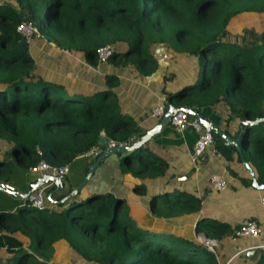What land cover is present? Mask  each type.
<instances>
[{"label":"trees","instance_id":"16d2710c","mask_svg":"<svg viewBox=\"0 0 264 264\" xmlns=\"http://www.w3.org/2000/svg\"><path fill=\"white\" fill-rule=\"evenodd\" d=\"M245 13L264 14V0H0V140L11 145L7 157L12 160L0 163V181L8 182L15 165L25 175L40 162L68 166L98 148L102 136L114 145H130L140 135L139 126L122 112L114 75L104 76L105 89L87 94L41 73L29 51L18 49L17 29L29 22L41 35L48 33L58 49L80 55L94 69L100 64L98 50L107 46L113 50L107 63L132 66L143 77L157 71L159 46L173 58H193L196 80L167 94L165 105L199 114L224 107L225 124L242 125L243 157L264 184V121H259L264 119V31L249 46L228 32L231 20ZM212 135L228 161L234 153L240 161L236 151ZM135 159L136 176L165 174L166 163L143 147L122 163L125 173H132ZM62 180L65 184L67 177ZM135 191L145 189L136 186ZM78 196L57 208L46 202L45 211L28 202L14 212L1 210L0 260L51 264L54 248L65 244L89 264H221L200 242L139 224L122 199L106 194L83 201ZM157 202L153 197L149 209L159 218L201 210V200L185 192L165 194L164 206ZM230 229L202 219L195 233L220 242Z\"/></svg>","mask_w":264,"mask_h":264},{"label":"crops","instance_id":"0c3cea01","mask_svg":"<svg viewBox=\"0 0 264 264\" xmlns=\"http://www.w3.org/2000/svg\"><path fill=\"white\" fill-rule=\"evenodd\" d=\"M33 39L40 40L42 38ZM33 39L28 41V49L31 45L34 49H38L42 46V43H45L44 48H46L49 54L48 56H53L52 61L55 63L56 69L51 70L56 73L52 76L43 74L49 80L69 83L71 80L69 76H74V78L78 77L75 70L79 68L81 70L94 71L104 76L101 71L110 65L107 62H103L94 69L88 66L80 55L60 50L55 44L46 42L45 40H43L44 42H34ZM154 55L158 63V68L149 77L139 75L132 66H112L115 69L116 76H114L118 79L116 87L113 88L117 100L123 114L130 116L139 126L140 135L153 128L158 122L159 119L154 118L152 112L157 108L166 107V95L175 92L178 86L190 84L191 81H195L196 77L194 61H191L188 57L173 58L162 46H159L155 50ZM188 59L191 61V66L189 65ZM62 67L65 69L62 70ZM171 67H176L175 71H169ZM167 81H171L168 82L169 86L166 84ZM201 116L215 124L222 131L228 130L233 135L237 133L240 127L239 122H233L230 125L225 124L227 111L224 107L216 106L205 108L202 110ZM197 138L198 134L190 127H187L182 133H176L169 126L159 136L142 146L156 155L159 160L166 163L165 174L163 176L154 179H144L132 173H125L124 165L122 164L123 161L104 162L97 166L85 188L77 198L84 200L90 196L108 194L114 198L122 199L126 202L131 215L139 224L151 229L165 230V232L180 235L186 239L194 240L205 245L204 242L199 240V237L204 234L195 233L197 223L202 219L219 221L217 219V212L219 208L223 209L226 207L223 204L220 205L223 195H231L234 197L237 191H249L253 188L250 184L246 185L243 182V180L248 182L250 179L248 171L244 168L247 172L244 174L240 172V169L234 167V163L238 162L242 164L241 160L238 161L236 153L232 154V160L228 161L220 151L221 157L219 158L212 153L211 149H207L200 157L196 166L197 168L195 169L190 161V155ZM7 145L8 143L5 141L0 142V163L5 160L8 162L12 161L7 157ZM10 148L11 145L9 144ZM93 161V156L79 157L72 162L78 166L79 171L75 173H71L70 170L72 163L68 165L69 173L67 175V181L65 182V192H68L69 188H74L82 182L87 172V166ZM233 173L236 175H233ZM41 175L43 174L33 175L30 173L29 175H25L22 169H19V166L15 165L8 173V182H0L12 186L18 191L26 192L29 184L35 182ZM212 175H219L227 182L226 188L223 191L215 190L217 192L215 195H209V192L212 191L209 187V179ZM68 176H71V180ZM136 186L144 187L145 192L139 193L135 191ZM229 186L232 192H227ZM50 188V185L46 186V189ZM172 191L185 192L196 196L201 200V210L197 213L179 217L159 218L154 215L149 209L150 200L153 197L165 194V192L168 194ZM258 193L259 196H256L253 205L254 207L260 205L263 209L262 199L264 193L259 191ZM205 195L207 196L204 198ZM60 198L61 192L53 196L54 200H60ZM210 204L213 207H210ZM22 205V201L0 191V211L14 212ZM47 205L46 203V207L48 208ZM55 206L53 205V207ZM49 208L52 207L50 206ZM251 219L255 220L264 232V220L260 219L258 211L241 218H235L229 221V223H225L223 220L221 221L227 225L230 224L233 230H235L238 226ZM197 236L199 237L197 238ZM235 238L232 234L224 239L225 241L233 242L228 248L221 246L220 242L215 241V248H217H213L212 252L216 254L221 264H264V234L257 238L242 237L241 239L244 240L239 243H235ZM248 252H251L249 256H247Z\"/></svg>","mask_w":264,"mask_h":264},{"label":"rangeland","instance_id":"374dc122","mask_svg":"<svg viewBox=\"0 0 264 264\" xmlns=\"http://www.w3.org/2000/svg\"><path fill=\"white\" fill-rule=\"evenodd\" d=\"M263 31H264V14L245 13V14L239 15L235 17L234 19H232L228 26V32L230 34V37H232L235 42H239L242 45H246V46L256 44L259 40V34ZM43 34L44 35H42V39L38 40V39L32 38L33 41L34 42H44L43 40H45L46 42H49L51 40V38L49 37V34L48 33H43ZM31 47L33 46L31 45ZM31 47L28 49V51L30 55L32 56V58L37 62L41 73L45 75H49V76H52L53 74H55L56 72H53V70L56 69L55 63L52 61L53 56L51 55L48 56L49 54L47 53L46 48H44L45 43H42V46H40L38 49H34V47L33 48ZM188 58L191 61H194L193 58H190V57ZM191 61H189L190 66H191ZM112 66H113L112 64H110L109 66H106V68L103 69L101 73H103L104 76L105 74L116 76L115 71H114L115 69L112 68ZM175 68L176 67H171L169 71H175ZM64 69L65 68L62 67V70ZM75 72L78 74L77 78H74V76H69V79H71L69 82L70 83L69 85H71V87H75L79 91L87 93V94L95 93L97 91H100L106 88L105 77L102 76L101 74L95 73L94 71H90V70L89 71L81 70L80 68L75 70ZM168 82H171V81L166 82V84L169 86ZM192 82H194V80ZM0 142H4V141L0 140ZM7 146H8V150H7L8 151L7 154H8L10 151L9 143ZM139 151L140 150L135 152L133 156L137 155ZM135 160L133 161V165L131 166L133 175H136V172H138L137 170L139 167L138 160L137 159ZM234 164H235L234 167H237L238 169H240V172H243L244 174L247 173L242 164L238 162ZM19 169H21V167H19ZM70 170H71V173H75L79 171L78 166L75 165L74 163L70 165ZM68 178H70L71 180V176H68ZM175 192L178 193L179 191L178 192L172 191L171 193H175ZM227 192H232V190L230 189V186L227 188ZM216 193L217 192L215 190L214 191L212 190L211 192H209V195L210 194L215 195ZM165 194H161L160 196H158L157 205L164 206L163 203L165 201ZM258 194L259 193L257 190L251 189L249 191H244V190L237 191L234 197L231 195H223L221 197L222 202L220 203V205L223 204L226 207H224L223 209L219 208L217 212L218 214L217 219H219V222L221 223H224V222L229 223V221L234 220L235 218H241V217H244L250 214H254L255 211H258V213L260 214V219L264 220V213H262L264 211H262L263 210L262 207L260 205H257L256 207H254L253 205L254 199L256 198V196H259ZM206 196L207 195H205L204 198ZM171 198L172 197L167 196V199H171ZM86 200L87 198H85L83 201H86ZM123 207L124 209H127L128 205L125 203ZM210 207H213L212 204H210ZM233 216L235 217L234 219H233ZM221 220H223L224 222H222ZM204 225H206V221H204ZM228 225L231 228L230 229L231 234L229 235L231 236L234 230L230 224ZM199 236H197V238ZM201 238L202 240H204V237H201ZM241 238L242 237L235 238V243H239L240 241L244 240ZM232 243L233 242L225 241L224 239L220 241V245L226 248H228L229 245H231ZM52 255L54 256V259L51 261V264H84L85 263L83 261H80L79 259H76L74 256V253L70 251L66 247V245L56 246L53 250ZM86 264H89V263H86Z\"/></svg>","mask_w":264,"mask_h":264},{"label":"water","instance_id":"95a60500","mask_svg":"<svg viewBox=\"0 0 264 264\" xmlns=\"http://www.w3.org/2000/svg\"><path fill=\"white\" fill-rule=\"evenodd\" d=\"M18 49L22 52L27 51L28 42L25 39L21 38V40L18 42ZM178 113H184L190 116V118L196 119L207 132L213 133L216 137H218L222 141V144L225 147L236 151L240 156L242 165L250 175V179L248 180V183L251 185L253 189L264 193V184L258 183L255 171L253 170L251 165L244 159L242 154V150L240 147V142L243 137L242 125L239 127L235 135H227L215 124L206 120L197 111L184 107H175L173 105L166 106L164 115L158 120L156 125L153 128L147 130L145 133L139 135L135 139V141L130 145H115L114 147H109L107 139L104 136L100 137L98 142L97 155L93 157L94 161L87 166V172L85 173L82 182L74 188H69L68 192H65L66 185L63 183L62 178L52 176L47 173H44L43 175L39 176L35 180V182L30 183L29 188L27 189L26 192L18 191L16 190V188L7 185L4 182H0V191H3L8 195L15 197L17 200L22 201L24 204L35 192L43 188L45 189L47 185H50L51 187H54V189L48 190V192L46 193L45 196L46 202L56 206L65 204L80 194V192L85 188L90 177L92 176L93 172L96 170L99 164H102L104 162L105 163L118 162V161L124 162L127 158H129L135 152L140 150L143 145H145L149 141L159 136L166 128H168L172 117H174ZM259 121H264V119ZM256 123L257 122H251L250 124L254 125ZM31 174L35 175L36 173H31ZM60 192L61 194H63L62 198L60 200H54L53 196ZM262 204L264 209V197L262 199ZM202 236L205 239L204 242L205 245L214 242V240L208 239L206 235H202ZM250 253L251 252H248L247 256H249ZM0 264H8V263L2 262L0 260Z\"/></svg>","mask_w":264,"mask_h":264},{"label":"built area","instance_id":"2783aa9c","mask_svg":"<svg viewBox=\"0 0 264 264\" xmlns=\"http://www.w3.org/2000/svg\"><path fill=\"white\" fill-rule=\"evenodd\" d=\"M17 32L20 37L22 39H25L27 42L32 38H42V35L38 28L29 22H22L19 25ZM112 53L113 50L109 46L101 48L97 52L98 61L100 63L106 62L111 57ZM164 113L165 108L160 107L154 110V112H152V116L154 118L160 119L164 115ZM169 126L172 127L176 133H182L187 127H190L196 134H198V138L192 148V152L190 155V161L195 167V169L197 168L196 166L200 157L206 152L207 149H211L212 153H214L219 158L221 157V153L217 150L215 139L212 133L207 132L196 119L190 118V116H188L187 114L178 113L174 117H172ZM108 146L114 147L115 145L113 143L108 142ZM97 150L98 148L92 149L85 156L94 157L97 155ZM30 172L36 174L47 173L49 175L60 177L63 179L68 175L69 167L64 166L56 168L49 166L44 162H40L36 167L32 168ZM226 185V180L219 175H212L209 179V187L212 190L223 191L226 188ZM47 191L48 189H46L45 187V189L43 188L35 192L27 201L30 204V207L37 211H45L47 209L45 200ZM262 234H264L262 228L253 219L248 220L244 224L238 226L233 232V236L236 238H257ZM201 237H199V240L205 242V239L202 240ZM215 245V241L208 245L206 244V246L211 252L213 251Z\"/></svg>","mask_w":264,"mask_h":264}]
</instances>
